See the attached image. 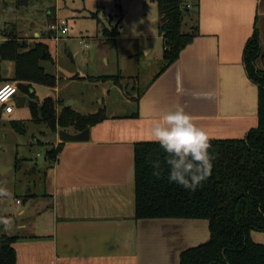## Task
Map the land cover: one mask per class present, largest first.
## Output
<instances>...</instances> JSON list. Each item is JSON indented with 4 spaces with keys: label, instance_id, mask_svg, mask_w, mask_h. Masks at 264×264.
Returning a JSON list of instances; mask_svg holds the SVG:
<instances>
[{
    "label": "crops",
    "instance_id": "crops-1",
    "mask_svg": "<svg viewBox=\"0 0 264 264\" xmlns=\"http://www.w3.org/2000/svg\"><path fill=\"white\" fill-rule=\"evenodd\" d=\"M195 12L197 37L157 76L160 67L134 111L107 117L89 128L87 141L62 143L47 161L48 228L39 233V216L18 210L20 222L7 234L17 238L16 264H122L132 254L138 264H180L183 251L208 241L206 220L134 218V145L154 142L149 122L162 111L182 106L210 141L241 140L258 127V88L242 57L255 28L264 48V0H199ZM156 37L142 36V51L152 53ZM251 239L264 246V233Z\"/></svg>",
    "mask_w": 264,
    "mask_h": 264
},
{
    "label": "trees",
    "instance_id": "trees-1",
    "mask_svg": "<svg viewBox=\"0 0 264 264\" xmlns=\"http://www.w3.org/2000/svg\"><path fill=\"white\" fill-rule=\"evenodd\" d=\"M25 4L27 0H17ZM159 11V34L163 53L160 75L175 63L181 52L198 35L197 25L182 32L185 18L195 17L189 8L199 0H151ZM193 4L190 6L188 2ZM196 13V12H195ZM118 24L104 28L103 38L116 44ZM29 44L14 35L6 36L0 45V83L15 82L18 93L35 99L33 86L56 87V77L42 63L52 61L48 47L42 41ZM13 62L12 78L1 75V63ZM242 63L247 78L258 88V127L241 140L210 141L213 158L212 174L197 188L188 191L168 181L166 153L158 142L134 145V185L136 220L194 219L206 220L209 239L183 251L180 264H264V246L253 242L252 232L264 233V50L255 28L247 40ZM260 64V65H259ZM102 81L118 80L121 76H104ZM137 103L139 96L134 99ZM26 103V102H25ZM59 102L46 97L40 105L32 102L30 108L37 123L47 124L54 133L73 128L79 133L96 126L107 117L103 111L82 115L69 106L57 110ZM25 105V104H24ZM136 115V114H135ZM17 127L19 122H12ZM63 148L60 143L51 146L46 159L53 163ZM159 168H153V162ZM158 172V174H154ZM8 216L0 215V264H16L14 243L17 238L5 233Z\"/></svg>",
    "mask_w": 264,
    "mask_h": 264
},
{
    "label": "rangeland",
    "instance_id": "rangeland-1",
    "mask_svg": "<svg viewBox=\"0 0 264 264\" xmlns=\"http://www.w3.org/2000/svg\"><path fill=\"white\" fill-rule=\"evenodd\" d=\"M188 4L193 5L191 1ZM189 10L194 15L196 8ZM58 18L67 19L69 32L55 42L49 39V27ZM118 22L116 44L106 43L104 28L112 29ZM193 25L190 17L185 18L182 32L190 31ZM158 34L159 11L151 0H27L25 4L0 0V45L10 35L29 44L42 41L53 61L42 65L57 80V91L33 86L35 99L21 93L25 105L13 100L14 114L0 120V215L8 216L6 234L20 222L18 210L23 207L28 208L27 215L39 216L34 219L39 233L48 228L46 154L58 134L35 121L32 102L40 105L44 98L52 97L59 102L58 111L69 106L82 115L99 111L106 117L131 114L135 106L132 98L144 91L163 64V43L157 41ZM150 35L157 37L151 41L152 53L147 54L142 51L147 41L141 37ZM13 74V62H2L1 75L7 79ZM104 76L121 79H99ZM5 84L1 82L0 88ZM12 121L19 122L18 126L13 127Z\"/></svg>",
    "mask_w": 264,
    "mask_h": 264
},
{
    "label": "clouds",
    "instance_id": "clouds-1",
    "mask_svg": "<svg viewBox=\"0 0 264 264\" xmlns=\"http://www.w3.org/2000/svg\"><path fill=\"white\" fill-rule=\"evenodd\" d=\"M147 138L158 142L167 154L164 162L170 183L194 192L211 176L214 158L209 152L211 137L182 106L169 107L158 118L152 119ZM153 168H159L158 161L153 162ZM122 264H138V256L127 255Z\"/></svg>",
    "mask_w": 264,
    "mask_h": 264
},
{
    "label": "built area",
    "instance_id": "built-area-1",
    "mask_svg": "<svg viewBox=\"0 0 264 264\" xmlns=\"http://www.w3.org/2000/svg\"><path fill=\"white\" fill-rule=\"evenodd\" d=\"M69 26L67 19L58 18L49 27V39L58 42L61 36L68 34ZM18 88L16 83H6L0 88V114H12L14 109L13 100H16Z\"/></svg>",
    "mask_w": 264,
    "mask_h": 264
},
{
    "label": "water",
    "instance_id": "water-1",
    "mask_svg": "<svg viewBox=\"0 0 264 264\" xmlns=\"http://www.w3.org/2000/svg\"><path fill=\"white\" fill-rule=\"evenodd\" d=\"M16 101L18 102L19 106H23L25 104L26 98L22 96H16ZM57 134L61 143L84 142L89 139V128L75 134L69 133L65 130H59Z\"/></svg>",
    "mask_w": 264,
    "mask_h": 264
}]
</instances>
